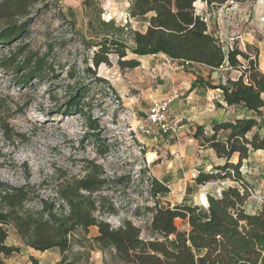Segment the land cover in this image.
<instances>
[{"label": "trees", "instance_id": "1", "mask_svg": "<svg viewBox=\"0 0 264 264\" xmlns=\"http://www.w3.org/2000/svg\"><path fill=\"white\" fill-rule=\"evenodd\" d=\"M198 1L220 7L227 2L251 0H130L128 22L145 24L144 31L132 29L128 22L120 25L114 20L102 21L101 8L92 0H84L83 7L91 11L88 31L95 40L91 44L82 40L91 48L92 66L85 62L82 70L90 84L76 80L67 86L68 100L60 113L81 117L86 138L96 145L98 155L104 156L112 145L101 137L98 118L91 115L92 104L87 97L91 84L103 93L111 91L107 82L96 76L100 65L111 66V56H115L120 71L134 70L140 66L139 58L156 55L209 70L227 65L239 72V77L235 81L227 80L222 86H211L212 89L222 92L226 107H241L254 117L213 124L209 131L196 128L194 140L201 148L212 150L223 164L211 172L199 171L193 181L195 186L223 181L234 185L222 187L218 194L209 191L206 200L201 194L199 203L206 206L207 202V207L169 203L161 207L158 197L167 195L169 189L149 176L143 159L137 180L153 200L152 207L146 208L148 235L143 238L141 229L130 221H122L113 228L103 218L105 213L116 215L117 211L102 192L108 185L126 184L129 176L110 181L95 162H87L84 176L57 184L54 198L39 196L36 209L26 208L33 187L28 184L15 187L0 181V264H6L7 258L19 252L18 248L6 245L8 226L13 227L27 248L40 253L58 250L60 259L56 264L78 262L77 259L69 262L67 253L73 244L83 247L82 240L76 236H86L90 228L97 230L92 242L101 251L114 252L121 264H264V197L257 211H246L250 187L240 172L243 161L251 153L264 151V129L260 123L264 118V75L258 69V49L254 45H246L243 50L236 44L224 47L209 32L204 19L195 13L194 4ZM47 8V0H0V51L27 37L34 17ZM68 11L73 18L72 11ZM24 50L21 46L0 60V70L14 74L17 87L28 85L31 78L40 83L57 76L46 56L27 54L19 63L18 57ZM129 55L132 57L128 58ZM74 74L70 70L66 75L74 79ZM86 107L89 111H85ZM220 132L226 133L225 139H218ZM138 147L144 157L143 147ZM235 155L238 160L233 163ZM177 221L182 229L176 225ZM31 262L38 264L34 259Z\"/></svg>", "mask_w": 264, "mask_h": 264}, {"label": "rangeland", "instance_id": "2", "mask_svg": "<svg viewBox=\"0 0 264 264\" xmlns=\"http://www.w3.org/2000/svg\"><path fill=\"white\" fill-rule=\"evenodd\" d=\"M83 1L47 0L48 8L34 17L29 35L12 44L10 48L0 51L1 60L23 46L25 50L18 57L19 63L27 54L46 56L48 62H52L57 75L40 83L31 78L30 85L17 87L16 76L0 70V181L15 187L24 184L33 187L32 199L26 208L36 209L39 196L54 198L52 194L57 184L84 176L87 162H95L103 168L110 181L119 176H129L126 184L120 187L108 185L107 190L102 192V196L117 211L116 215L105 213L103 218L113 228H117L122 221H130L141 229L144 238L148 235L145 224L149 221L146 208L152 207L153 200L137 180L139 166L145 160V154L143 157L138 150L139 140L145 136L135 129V121L144 117L138 110L145 111L149 107L147 95L151 85H145L144 80L139 82L133 79L137 78L134 76L135 72L139 73V77L149 78L147 71H120L115 64V56L110 57V67L100 65L96 69V76L105 80L111 90H105V94L98 86L91 84L87 97L89 104H92L91 115L98 118L101 137L112 145L104 156L98 155L96 145L86 138L81 117L60 113L68 100L67 86H71L76 80L90 84V79L82 70L86 66L85 62L92 66L89 61L91 48L86 44L94 43L95 40L87 27L91 11L83 7ZM92 1L101 8L102 21L114 20L116 24L125 25L124 19L127 17L130 0ZM39 7L37 5L36 9ZM68 9L72 11L73 18ZM128 24L132 29L143 31L140 22L131 20ZM83 39L86 44H83ZM154 61L155 59L150 61V64L155 63ZM57 65L61 68L57 69ZM70 70L75 73L74 79L66 75ZM49 93H52V97H49ZM140 146L145 148L144 145ZM146 158L150 161L151 154ZM134 160L136 163L133 164ZM231 161L237 162V157H233ZM263 161V152L254 153L243 161L240 168L242 177L250 187L246 205L249 213L259 209L264 197ZM145 168L148 170L147 166ZM233 185L231 181L210 182L192 189L187 188V191L196 205L202 206L199 203L201 194L205 196L211 190L218 194L222 187ZM179 194L174 192L171 196L161 195L158 202L164 207L165 200H170V206H175ZM176 225L182 229L179 221ZM6 231V245L19 249L18 253L5 260L6 264H32L31 259L38 264H56L59 261L58 250L43 253L34 251L22 244L13 227H6ZM96 235L95 228H90L84 237L77 234L76 238L82 240L83 247L73 244L67 253L68 261L75 262L77 259L78 262L74 264H121L116 260L114 252L101 251L92 242Z\"/></svg>", "mask_w": 264, "mask_h": 264}, {"label": "crops", "instance_id": "3", "mask_svg": "<svg viewBox=\"0 0 264 264\" xmlns=\"http://www.w3.org/2000/svg\"><path fill=\"white\" fill-rule=\"evenodd\" d=\"M194 10L224 47L236 44L243 50L246 45L256 46L258 69L264 75V0L227 2L220 7L207 6L198 1L194 4ZM142 25L144 31L145 24ZM154 59L155 63L150 64ZM167 61L163 55L140 58V66L132 71L146 70L149 78L139 77V73L135 72L137 78L133 80H144L145 85H151L147 95L149 106L168 98L174 91L179 93V97L169 105L170 121L175 123V132L161 134L154 128L152 135L141 138L139 143L145 147V167L149 176L166 185L168 195L180 193L175 205H196L187 188L196 187L193 180L199 171L211 172L214 167L223 164V160L218 159L212 150L201 148L194 140L196 128L209 131L213 124L254 116L241 107H226L222 92L211 87L222 86L227 80L235 81L239 72L229 69L227 65L209 70L200 65L183 66L175 61ZM147 109L144 112L139 109L138 112L145 116ZM260 123L264 129V118ZM225 137L226 133L218 134V139ZM261 152L264 153L257 151L251 154ZM148 154L152 156L150 161L146 158ZM166 203H170V200H165Z\"/></svg>", "mask_w": 264, "mask_h": 264}, {"label": "built area", "instance_id": "4", "mask_svg": "<svg viewBox=\"0 0 264 264\" xmlns=\"http://www.w3.org/2000/svg\"><path fill=\"white\" fill-rule=\"evenodd\" d=\"M128 22L127 17L124 19V24ZM230 48V47H229ZM168 60V59H167ZM170 61V60H168ZM167 61V62H168ZM183 66H188V63H181ZM220 67L219 69H221ZM179 97V93L174 91L172 94L163 100L153 102L147 109L144 117L138 118L135 121V129L139 130L143 136H151L154 128H157L161 134L175 132V123L170 121L169 105ZM115 99L116 97L113 96ZM118 104L119 101L116 99ZM141 148L138 147V150Z\"/></svg>", "mask_w": 264, "mask_h": 264}, {"label": "water", "instance_id": "5", "mask_svg": "<svg viewBox=\"0 0 264 264\" xmlns=\"http://www.w3.org/2000/svg\"><path fill=\"white\" fill-rule=\"evenodd\" d=\"M205 197V200H206V195L204 196ZM203 207H207V202H206V206L202 205Z\"/></svg>", "mask_w": 264, "mask_h": 264}]
</instances>
